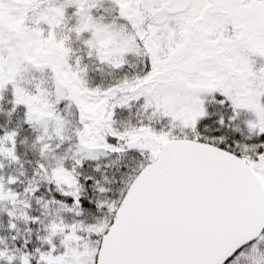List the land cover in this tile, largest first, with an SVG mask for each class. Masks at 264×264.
<instances>
[{
    "label": "snow or ice",
    "instance_id": "6c2138e0",
    "mask_svg": "<svg viewBox=\"0 0 264 264\" xmlns=\"http://www.w3.org/2000/svg\"><path fill=\"white\" fill-rule=\"evenodd\" d=\"M0 264H264V0H0Z\"/></svg>",
    "mask_w": 264,
    "mask_h": 264
}]
</instances>
